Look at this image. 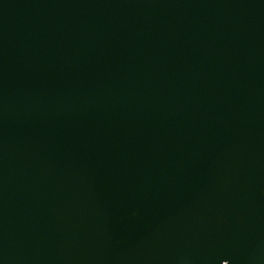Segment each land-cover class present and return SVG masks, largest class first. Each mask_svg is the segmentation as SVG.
Here are the masks:
<instances>
[{"label": "water", "instance_id": "1", "mask_svg": "<svg viewBox=\"0 0 264 264\" xmlns=\"http://www.w3.org/2000/svg\"><path fill=\"white\" fill-rule=\"evenodd\" d=\"M0 264H264V0H0Z\"/></svg>", "mask_w": 264, "mask_h": 264}]
</instances>
